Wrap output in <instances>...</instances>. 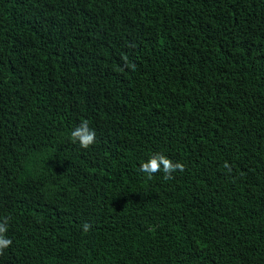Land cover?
<instances>
[{
    "label": "trees",
    "instance_id": "trees-1",
    "mask_svg": "<svg viewBox=\"0 0 264 264\" xmlns=\"http://www.w3.org/2000/svg\"><path fill=\"white\" fill-rule=\"evenodd\" d=\"M5 217L0 264H264V0H0Z\"/></svg>",
    "mask_w": 264,
    "mask_h": 264
},
{
    "label": "clouds",
    "instance_id": "clouds-1",
    "mask_svg": "<svg viewBox=\"0 0 264 264\" xmlns=\"http://www.w3.org/2000/svg\"><path fill=\"white\" fill-rule=\"evenodd\" d=\"M71 139L74 143L79 144L81 148L87 149L89 146L96 143V131L90 127L87 119L82 120L78 126L71 131ZM228 171L231 168L227 163L224 165ZM139 170L146 175L147 179H152L154 174L163 172V179L165 181L173 179V173L177 170L183 171L184 165L181 162H173L168 156L162 153H153L145 162L140 164ZM8 228V218L5 217L0 222V255H3L4 250L11 246L12 240L6 236ZM91 228L89 223L83 225V231L87 232Z\"/></svg>",
    "mask_w": 264,
    "mask_h": 264
}]
</instances>
